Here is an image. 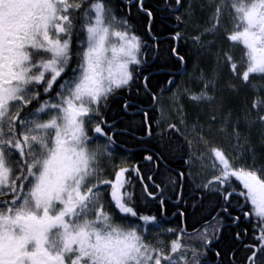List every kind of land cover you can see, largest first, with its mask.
<instances>
[{"label": "snow or ice", "instance_id": "6c2138e0", "mask_svg": "<svg viewBox=\"0 0 264 264\" xmlns=\"http://www.w3.org/2000/svg\"><path fill=\"white\" fill-rule=\"evenodd\" d=\"M136 3L151 19L143 0ZM175 3L179 7L181 0ZM209 6L210 26L202 34L225 33L230 48L218 59L242 81L228 87L240 91L250 86V77L264 78V0H210ZM193 41L204 43L201 36ZM147 48L128 19L117 17L111 0H0V264H201L205 253L183 242L190 238L186 229L166 227L165 190L152 175L142 174L139 165L110 163L117 151L114 126L106 119L110 98L135 84L156 99L149 77L139 75ZM201 79L203 89L189 98L215 103L217 77ZM252 109L264 125V97ZM168 127L179 132L174 124ZM147 135L152 137L151 125ZM160 159L155 152L144 156L154 166ZM201 159L212 174L200 187L219 201L212 235L223 227L221 213L237 225L241 215L254 218L257 243L245 245L251 249L248 264H264V168L236 163L219 147ZM103 160L113 169L111 178ZM177 176L169 183L184 179L183 172ZM182 195L173 213L181 221ZM157 197L159 216L145 214L142 198ZM160 232L175 238L168 245L148 242L149 233ZM212 235L207 229L200 234L205 247Z\"/></svg>", "mask_w": 264, "mask_h": 264}, {"label": "trees", "instance_id": "16d2710c", "mask_svg": "<svg viewBox=\"0 0 264 264\" xmlns=\"http://www.w3.org/2000/svg\"><path fill=\"white\" fill-rule=\"evenodd\" d=\"M181 1L185 9L186 0ZM111 4L117 17H126L135 32L148 45L145 51L147 63L141 68L139 75L149 77V87L155 93L156 98H158V95L163 92L167 81L170 79L168 73L159 72L162 63L164 64L163 69L166 71L170 70V68L181 67L180 61L172 53L175 46L174 40L169 37L165 40V45H160L158 38L162 32L165 36L175 35L171 28L174 24L173 17L177 16L171 11V9L176 7L175 0H169L168 5L167 0H143V8L150 10L152 13L151 19L141 10L136 0H111ZM203 5H205V0H199L198 4L193 6L191 14L188 13V10L180 14L179 20L180 23H183L181 34L190 37L195 34L194 29L202 26L204 20L208 23V18L202 10ZM161 14L166 16L162 20L163 23H161ZM205 21L204 24L206 23ZM149 26L151 33L148 31ZM205 43L206 45H182L180 50H178V54H182L186 58V63L189 67L183 83L185 82L187 87L191 89L196 90L195 83L203 72L206 74L211 71L212 73L216 65L215 60L220 51L229 49L223 36L218 33L215 36L210 34ZM235 58L237 59V57ZM73 59L75 60V56ZM75 66V63L71 65V67ZM139 82L137 81V83ZM229 82L242 84V81L233 79L232 73L225 71L220 86V89L226 92L224 96L226 101H223L225 112L227 114L233 113L235 122L237 119H241L239 121V130L248 137L255 158V161L249 158L251 153L248 147L246 155L249 158V162L247 165H251L253 162L256 168H264L262 124H259L257 130H254L255 127L249 129L245 119L242 117L243 112L251 113L250 104L257 97H264V91L261 90L257 93L251 90L250 86L242 87L240 91H233L228 87ZM125 102L128 104L126 110L123 108ZM153 105L154 100H152L151 96L147 95L143 89L138 90L135 84L130 91L120 90L114 97L110 98L109 107L106 110V119L108 123L114 126L115 135L113 139L116 141L117 146V151L110 162L111 165H119L123 161L127 167L139 165L142 174L145 176L148 174L152 175L153 181L165 190L164 216L166 217V227H184L186 229L190 234V238L185 237L183 242L205 253V255L201 256V264H248L251 249L245 245L257 243L253 239L255 219L250 217L249 221H245L241 215L240 223L237 225L233 224L231 219L224 217V214L221 213L223 227H220L212 235V230L218 227L217 221L213 217L219 211L217 207L219 201L215 195L207 194L189 176L194 144L180 130L176 132L174 129L162 128L160 125V113L157 107ZM195 108L191 107V110L194 111ZM145 113H147L146 117ZM253 114L255 115L254 112ZM148 125H151L152 137L147 135ZM161 136L164 137L163 141L160 140ZM153 152L162 157L156 162L155 166L152 162L144 160V156ZM185 161L190 162L185 163ZM110 163L107 160L102 161V166L109 173V178H111V172L113 171ZM179 172L184 173V179L177 185L170 184V178L176 177L178 179L177 174ZM134 183L136 185L135 193L140 195L141 186L138 181L134 180ZM148 183L149 190L155 191L152 187V182ZM180 184H182V188ZM181 192L183 195L180 207L181 209H186L182 221L178 216H173V213L177 210L175 207L177 196ZM158 199L159 197H157V201H152L142 198L141 207L145 214L150 213L159 216L157 211L159 208ZM245 210H249V207L246 206ZM232 214L240 215V212L239 210H232ZM205 229L212 235V243L207 245V247L204 246L199 238ZM245 229L247 230V235L244 234ZM238 232L240 233L239 239L236 238ZM174 238V236L163 232L149 233L147 237L150 243H156L157 239H159L164 241L165 245H168L170 240ZM217 252L220 254L219 257L216 255ZM189 259H191L190 254Z\"/></svg>", "mask_w": 264, "mask_h": 264}, {"label": "rangeland", "instance_id": "374dc122", "mask_svg": "<svg viewBox=\"0 0 264 264\" xmlns=\"http://www.w3.org/2000/svg\"><path fill=\"white\" fill-rule=\"evenodd\" d=\"M195 1L196 0H186L185 10H188L189 14H191L193 11ZM209 4L210 0H205L206 6L204 9H202L208 18V26H210V17L213 11ZM222 24L224 27H230V22L227 20H223ZM227 45L230 48L229 41H227ZM226 50L229 49H225L223 51ZM223 51H220L218 56L222 57ZM232 54L234 57H237V60H240L239 48L233 49ZM218 56L215 60L216 65L212 73L211 71L206 74L203 72L195 83V85L198 86V91L195 93H198L203 89L204 81L201 79V77L210 78L216 76V91L212 93V95L215 97V103H208L206 101H201L199 103L193 102L189 98V93H193V90L188 89L187 84H183V80H181L182 82H180L176 88L171 89V91L168 93L169 95L164 96L159 103V109L161 113L160 124L162 125V128L167 129L169 128V125L174 124L176 125V128H178L185 136L191 138L195 143H193L194 148L191 157L189 174L199 187L202 182L211 178V169L210 167L206 166L208 162L206 159H201V154L206 153L211 147H219L229 156L236 157V163H240L241 160H243L246 162V164H248L249 158L255 161L254 152L250 147L248 137L235 128L238 124H240V122H235L233 116L225 112L224 102L226 99L224 96L226 92L221 90L220 86L222 76L224 75L225 71H229L231 73V70L229 66L223 61V59H218ZM239 67H243V61L240 62ZM250 82L251 90L256 91L257 93L261 90L264 91V78L258 76L255 78L250 77ZM185 97L188 99H186L188 102L191 101L190 103L198 104L196 105L194 111L191 110V108L186 107ZM250 110L251 113L243 112L242 117L245 119V123L249 129L255 127L254 130H257L259 124H261L259 119H257V111L252 109V106L250 107ZM213 116L215 119H212ZM238 121H241V119H238ZM261 128L263 132L262 137L264 138V125H262ZM233 129L239 133V140L235 138ZM201 137L207 141V144L201 141ZM248 147L250 148L249 150L251 153L250 155L248 154L249 158L246 155ZM251 166L255 167V164L252 162Z\"/></svg>", "mask_w": 264, "mask_h": 264}, {"label": "flooded vegetation", "instance_id": "af4514ba", "mask_svg": "<svg viewBox=\"0 0 264 264\" xmlns=\"http://www.w3.org/2000/svg\"><path fill=\"white\" fill-rule=\"evenodd\" d=\"M181 3H182V1H181ZM168 4H169V0H167V5ZM171 11H173L174 14H177V16H180L181 11H184V6H182V4H180L179 7L176 5V7L174 9H171ZM177 16L176 17H173L174 18V20H173V23L174 24L171 27L172 30L175 32V35L174 34H171V35H166L165 36L163 34V32H162L161 36H159L158 38H159V41L161 43L160 45H165V40L168 39L169 37H171L174 40V45H175L174 46V49H175V52L172 51V53H173V55H175L176 59L179 61L178 57L182 56L184 58V56L182 54H178V50H180V47H182V45L183 46L184 45H206L205 42L208 40V37L210 36V33L209 34H206V33H203L202 34V29H204L205 27L208 26V25L207 26L205 25L206 23L204 24V21H205L204 20L202 26L200 28H198V29H194L195 30L194 31L195 34L192 35L193 37L194 36H201V39L204 41V43L203 44L194 43L192 36L186 37L185 35L181 34V32L183 31V23H180V20L177 19ZM165 17H166L165 15H162L161 14V23H163L162 20ZM177 33H179V36H180V39L179 40L174 39V37L176 36ZM218 34H220L221 36H223L224 40L227 42L226 35H225V33L223 31L218 32ZM163 68H164V64L162 63L161 69H160L159 72H161V73H168L169 78L171 80H173V85L172 86L166 85V87L164 88L165 91H169V92L171 91V89L176 88L177 85L180 82H182L181 80L184 79V77L188 74V71H189V67H188V65L186 63V58H184L183 62L181 63V67L180 68H178V67L175 68L176 70L174 68H170V70L166 71ZM137 150H139V149H137Z\"/></svg>", "mask_w": 264, "mask_h": 264}, {"label": "bare ground", "instance_id": "6f19581e", "mask_svg": "<svg viewBox=\"0 0 264 264\" xmlns=\"http://www.w3.org/2000/svg\"><path fill=\"white\" fill-rule=\"evenodd\" d=\"M198 2H199V0H196L195 2H194V5L195 4H198ZM204 7L206 6V5H203ZM204 7H202V9H204ZM204 12V11H203ZM183 13H185V9H184V11H181V14H183ZM206 26L208 25V23L206 22V24H205ZM208 27V26H207ZM198 86H196V90L195 89H191V88H189V87H187L188 89H191V90H193V93H195V92H197L198 91V88H197ZM169 91H165V90H163V92L161 93V94H159L158 95V98H156L155 100H154V105L153 106H156L157 107V109H158V112L160 113V109H159V103H160V101L163 99V97L164 96H168L169 94ZM187 98L185 97V100H186ZM188 100V99H187ZM185 101V105H186V107H188V108H191V107H196V105L195 104H193V103H190L191 101ZM254 101V100H253ZM253 101H252V103H253ZM252 103L250 104V107L252 106ZM228 114H230V115H232L233 116V118H234V115H233V113H228ZM160 118H161V113H160ZM236 122H239L238 121V119L236 120ZM161 125V124H160ZM162 126V125H161ZM239 126H240V124H238L237 125V127H235L236 129H238L239 130ZM167 129H169V128H167ZM240 131V130H239ZM189 140H190V142H192V143H194L193 141H192V139L191 138H188ZM195 144V143H194ZM193 152V151H192ZM189 176H190V174H189Z\"/></svg>", "mask_w": 264, "mask_h": 264}]
</instances>
